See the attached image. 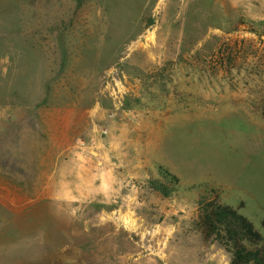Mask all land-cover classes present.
I'll return each instance as SVG.
<instances>
[{
	"label": "rangeland",
	"instance_id": "rangeland-1",
	"mask_svg": "<svg viewBox=\"0 0 264 264\" xmlns=\"http://www.w3.org/2000/svg\"><path fill=\"white\" fill-rule=\"evenodd\" d=\"M215 197L264 232V0H0V264H230Z\"/></svg>",
	"mask_w": 264,
	"mask_h": 264
},
{
	"label": "trees",
	"instance_id": "trees-1",
	"mask_svg": "<svg viewBox=\"0 0 264 264\" xmlns=\"http://www.w3.org/2000/svg\"><path fill=\"white\" fill-rule=\"evenodd\" d=\"M201 207L205 240L219 238L232 254L230 264H264V232L239 208L223 204L217 197L204 201Z\"/></svg>",
	"mask_w": 264,
	"mask_h": 264
},
{
	"label": "bare ground",
	"instance_id": "bare-ground-1",
	"mask_svg": "<svg viewBox=\"0 0 264 264\" xmlns=\"http://www.w3.org/2000/svg\"><path fill=\"white\" fill-rule=\"evenodd\" d=\"M155 254H157V256H159V257H161V258H163L161 255V253L159 252V253H155Z\"/></svg>",
	"mask_w": 264,
	"mask_h": 264
}]
</instances>
